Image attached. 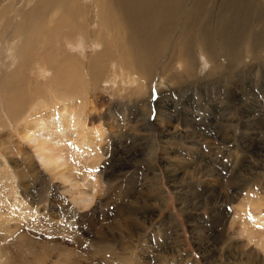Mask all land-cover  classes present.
Segmentation results:
<instances>
[{"label": "rangeland", "instance_id": "obj_1", "mask_svg": "<svg viewBox=\"0 0 264 264\" xmlns=\"http://www.w3.org/2000/svg\"><path fill=\"white\" fill-rule=\"evenodd\" d=\"M194 2L165 0L164 8L191 21L196 18ZM84 4L79 24L89 23L97 13L91 1ZM65 25L60 34L70 36L72 26ZM258 30L264 33V23ZM59 40L64 47L60 52L77 60L100 49L82 43V50L63 36ZM163 46L149 54L148 77L143 74L145 68L138 71L124 65L125 73L117 75L109 68L101 70L97 90L88 76L77 77L83 91L75 97H55L56 91L51 93L46 84L55 76L49 69L44 76L29 75L31 83L36 80L33 84L42 86L40 93L35 91L39 98L34 95L24 102L25 110L16 109L17 99L6 101L18 115L14 123L20 130L26 121L74 102L77 109H69L68 115L78 116L76 120L88 129L80 143L91 131L92 148L77 150L74 144V149L62 144L67 187L62 176L37 165L34 150L20 139L19 131L0 124V264L6 260V245L10 263L23 245L26 260L38 264H70L73 257L78 264H156V259L163 264H264V247L257 244L264 229L253 228L251 222L252 216L264 214V52L255 61L245 56L248 70L240 63L228 76L230 80L224 76L214 85L204 79L210 64L196 60L189 67L185 56L177 51L171 55V47ZM4 63L3 72L15 67L11 59ZM82 103L83 110L79 109ZM191 103L204 109L217 104L220 123L206 129L209 124L200 123L199 111L190 109ZM165 111L169 112L167 122L155 120L158 112ZM231 116L235 130L224 127ZM227 143L232 144L228 150L223 146ZM204 163L209 164L204 167ZM7 182L11 185L8 195ZM218 186L225 191L217 194ZM74 193L93 194L95 200L85 211L79 203L73 204ZM13 201L22 203L15 206ZM10 202L23 212V221L11 217L13 210L6 207ZM249 229L255 230V240L246 233ZM20 233L25 237L22 244L17 240ZM100 240L109 245L111 255L94 254Z\"/></svg>", "mask_w": 264, "mask_h": 264}, {"label": "bare ground", "instance_id": "obj_2", "mask_svg": "<svg viewBox=\"0 0 264 264\" xmlns=\"http://www.w3.org/2000/svg\"><path fill=\"white\" fill-rule=\"evenodd\" d=\"M85 1L0 0V20L4 19L3 22L0 21V60L2 62L0 66H5L4 62L7 59L15 62V67L7 68L6 72L1 71L0 68V112L2 113L0 124L9 125L14 132L18 133L19 131L20 139L34 150L36 162H39H37V165L47 172L62 176L61 179L66 185L70 182L69 177L63 173L66 158L62 144L68 143L72 145V149L76 146L77 150H90L92 148V146L90 148L92 133L89 131L86 134L88 139H84L80 143L79 138L81 135L86 138L84 135L86 129H83L82 123L76 120L78 116L75 119L74 116L68 115L69 109L70 111L73 108L75 109L74 102L62 103L60 106L47 111L46 114L26 121L21 130L15 127L14 122L18 115L9 110L6 101L17 99L19 106L16 109L21 111L24 109L23 105H26L24 102L27 103V100L35 95V91L41 92L38 87L42 86V83L33 84L36 80L31 83L29 75L44 76L48 74L50 69V72L53 71V75H55L53 79L46 82L51 93L56 91L53 93L55 97L60 95L75 97L78 95L77 93L84 90V85L79 81L80 78L83 80L88 76L93 81L92 88L98 89L96 80L102 75L101 70H108L109 68L111 70L112 68L113 75H117V72L125 73L123 66L126 65L134 67L138 71L145 68L143 74L148 77L149 72L146 67L149 64L147 62L150 59L149 54L155 48L164 45L165 49L171 47V55L177 51L179 55L185 56L189 67H192L196 60L200 63L205 61L210 64L204 79L206 83L209 82L215 85L217 82L221 83L224 76H227V79L230 80L240 63L248 70L245 56H251L252 60L255 61L257 57L260 59V54L264 52V33L258 30L259 25L264 23V0H195L193 8L196 11V18L191 21H186L183 13L179 14L164 8L165 0H89L97 13L94 18H90L89 23L79 24L77 19L79 17L84 18ZM81 4L83 5L81 6ZM88 4L87 6H90ZM67 23L68 26L69 24L72 26L70 36L67 32L65 35L60 34L62 27H67L65 25ZM94 25L97 26L96 29H94ZM60 36L68 39L70 44L76 48L80 47L82 49L83 43L90 48L99 47L100 49L92 56L89 55L77 60L75 57L73 58L74 55L72 54L68 55V53L60 52L62 46L59 40ZM50 38H52V41H50ZM142 50L144 53L140 55ZM74 53L79 55V53ZM27 71H29L28 75L24 73ZM184 73H187V70H184ZM230 74L231 77L228 78ZM214 78L218 81H211ZM199 83H201L200 80ZM57 84L63 87L57 90L55 87ZM32 85L33 88H31ZM211 94H214L213 90ZM55 97L54 101L56 100ZM35 98H39V96L35 95ZM170 102L169 100L166 103L167 107L171 104ZM80 105L82 107L79 109L83 110V103ZM34 107L35 105L31 104V108L34 109ZM191 108L194 112L199 111L197 117L200 123L206 121L207 125L209 124L206 129L213 128L216 122L218 124L221 121L215 115L220 110L217 104L204 109L191 103ZM168 113L158 112L155 120L161 119V121L167 122ZM211 116L213 119L217 118L218 121H213ZM233 123L231 116L224 127L235 130ZM67 133L70 135L67 136ZM226 136L229 137L230 135L227 134ZM239 136L244 137L242 134H239ZM221 140L224 139L221 138ZM231 143L223 144V146L228 150L232 145ZM67 151L69 153V150ZM207 164L209 163H204V167ZM232 179L233 177L230 178V180ZM229 183L232 182L229 181ZM6 184V191H10V182ZM69 186L67 185V187ZM224 191L225 188L222 186L216 188L217 194ZM6 194L8 195V191ZM76 194L78 193H74L72 196V199L75 200L73 204L79 203V207H82L85 211L88 210L95 200V195L90 194L87 196V193H80L77 196ZM13 202L15 206H20L22 203L21 201ZM14 205L11 202L6 205L8 209L13 210L11 217L23 221L25 215L19 210V207L15 209ZM72 212L74 213V211ZM84 218L86 219V215ZM38 220L40 219L38 218ZM8 221H11L10 218ZM251 222L253 228L255 226L264 229V214L252 216ZM252 231L246 233L251 236L250 240H255ZM262 236L263 239L257 243L260 247H264V235ZM17 240L19 244H22L25 240L24 234L20 233ZM104 245V241H96L93 249L94 254L111 255L112 252L108 249L109 245ZM88 246L90 250L91 247ZM23 248L25 247L21 245L19 250L22 251H19V254H16L13 262L10 263L6 245L4 264H38L26 260L27 253H24L26 251ZM121 249L123 250V248ZM117 259L121 261L119 257ZM97 261L101 262L102 258ZM78 262L80 261L74 257L70 260V264H78ZM156 264L163 263L156 259Z\"/></svg>", "mask_w": 264, "mask_h": 264}]
</instances>
